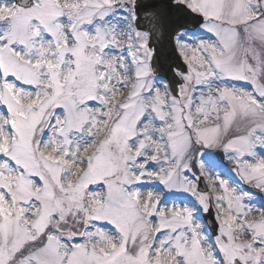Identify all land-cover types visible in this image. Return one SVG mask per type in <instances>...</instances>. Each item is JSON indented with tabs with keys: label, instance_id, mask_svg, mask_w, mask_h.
I'll list each match as a JSON object with an SVG mask.
<instances>
[{
	"label": "snow or ice",
	"instance_id": "6c2138e0",
	"mask_svg": "<svg viewBox=\"0 0 264 264\" xmlns=\"http://www.w3.org/2000/svg\"><path fill=\"white\" fill-rule=\"evenodd\" d=\"M0 264H264V0H0Z\"/></svg>",
	"mask_w": 264,
	"mask_h": 264
}]
</instances>
